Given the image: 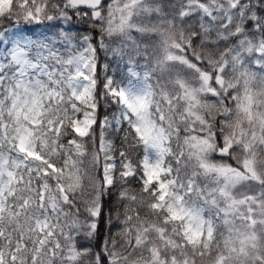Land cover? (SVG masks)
Instances as JSON below:
<instances>
[{
  "label": "snow or ice",
  "instance_id": "1",
  "mask_svg": "<svg viewBox=\"0 0 264 264\" xmlns=\"http://www.w3.org/2000/svg\"><path fill=\"white\" fill-rule=\"evenodd\" d=\"M0 264H264V0H0Z\"/></svg>",
  "mask_w": 264,
  "mask_h": 264
},
{
  "label": "trees",
  "instance_id": "2",
  "mask_svg": "<svg viewBox=\"0 0 264 264\" xmlns=\"http://www.w3.org/2000/svg\"><path fill=\"white\" fill-rule=\"evenodd\" d=\"M52 23H55V22H52ZM4 24H5V26H7V25H10V22L5 21ZM29 27H31V26H29ZM86 28H87L86 24L77 23V24L73 25L74 31H83ZM31 30L34 31L35 34L39 36L41 33H44L47 31H54L55 29H47L46 27L41 25L40 27H34ZM134 37H137L138 39L143 41V38H141V35H136ZM106 42H108V41H106ZM137 43H141V41H137ZM111 47H116V44H112ZM97 55H98L97 75L99 77L100 89L102 90V83H103V77H104L103 65L105 64V61H106L108 63V65L111 66L112 68H113V66L117 67L116 65L119 64L118 60H117L118 55H114L111 51H108V52L98 51ZM114 111H115L114 107L106 110L105 107L103 105H101V107L99 109L100 119H102L105 115H108V116L112 115V112H114ZM122 135H123L122 132L119 134L106 133V138H108L110 140H114L116 143V146L119 147L120 146L119 137ZM96 147L97 148L99 147V128H97ZM91 150H92V146L90 144L89 145V151H91ZM140 154H142V152H140ZM89 160H90V157L85 158V165H88ZM97 175H99V173H97ZM139 188H140L139 183L132 182L130 184L129 190L130 191H132V190L138 191ZM116 204H117L116 190L113 189V195L110 197H107L103 200L102 213H101V216L99 217V222H98V235H97L96 239L94 241H92L93 246H94V250H97L99 248L100 243L102 242V240L105 237H109L111 239H116V240L120 239V237L118 235H116L117 228L119 227V225H118V222L116 220L114 213L111 214V225H109L110 211L113 209V207ZM121 211H123V210L121 209ZM141 214L143 215L144 213H141ZM86 243H88V241H85L83 238H81L78 241V246L86 244Z\"/></svg>",
  "mask_w": 264,
  "mask_h": 264
},
{
  "label": "rangeland",
  "instance_id": "3",
  "mask_svg": "<svg viewBox=\"0 0 264 264\" xmlns=\"http://www.w3.org/2000/svg\"><path fill=\"white\" fill-rule=\"evenodd\" d=\"M156 1L158 3H160L161 5L163 3V5H165L168 13H171L173 9L178 8L182 2H186V0H156ZM151 21H152V17H151ZM7 27H11V25H9ZM30 28L33 29L32 26ZM136 34H137V32L133 31L131 33L132 38ZM138 34H140V33H138ZM118 56H120V58L118 60L120 63L117 65L118 69L116 67L111 68V66H109L108 63L105 61V64L108 65L107 75L113 76V78L116 81H121L122 79L129 77L131 75V73H139L141 76H143V73L146 71V68L144 67L145 63L141 61L142 56H139L136 54L134 48L131 45V42H128L127 46L124 49V53L122 55H118ZM140 66L142 68H140ZM103 70H104V68H103ZM114 75H115V77H114ZM133 79H134V77H133ZM109 118H111V115L109 116ZM85 166L90 167L89 163H88V165H85Z\"/></svg>",
  "mask_w": 264,
  "mask_h": 264
}]
</instances>
